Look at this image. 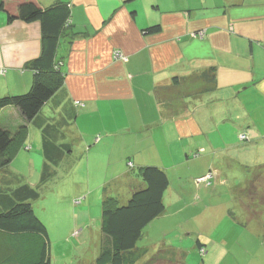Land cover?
<instances>
[{
  "label": "crops",
  "instance_id": "0c3cea01",
  "mask_svg": "<svg viewBox=\"0 0 264 264\" xmlns=\"http://www.w3.org/2000/svg\"><path fill=\"white\" fill-rule=\"evenodd\" d=\"M26 1L41 8L63 2L71 23L56 52L63 84L28 123L15 155L34 146L39 153L38 123H60V143L69 151L49 184L59 181L57 172L66 176L79 153V161L92 159L95 171L109 174L101 184L109 189L101 195L79 192L86 201L94 194L125 202L143 184L140 166L155 165L167 173L171 167L204 163L189 181H181L184 191L173 199L176 205L182 195L189 197L188 219L195 226L187 234L193 246L182 248L165 234L162 241L137 246L145 254L136 264L155 255L156 264H264V201L244 191L250 184L257 186L256 193L264 190V0H3L0 95L24 93L32 84L34 73L26 64L40 52V23L8 21ZM154 25L160 26L158 32H145ZM114 51L126 60H115ZM22 123L17 108L0 110V127ZM241 134L248 140L240 141ZM178 155L183 158L174 159ZM251 165V179L239 175ZM212 168L221 180L210 188L194 183ZM169 188L164 213L151 223L167 214ZM142 238L148 240L149 232Z\"/></svg>",
  "mask_w": 264,
  "mask_h": 264
},
{
  "label": "trees",
  "instance_id": "16d2710c",
  "mask_svg": "<svg viewBox=\"0 0 264 264\" xmlns=\"http://www.w3.org/2000/svg\"><path fill=\"white\" fill-rule=\"evenodd\" d=\"M0 9H3V0H0ZM14 19L27 23L38 21L41 36L38 56L26 64L34 73L28 91L0 95V110L15 107L24 119V123L14 128L0 127V175L10 177L7 185H0V264H51L48 230L36 214L32 202L39 198L37 188L54 176L55 167L69 151L67 144L60 143L63 139L61 124L38 123L43 158L38 184L24 181L11 170L10 163L28 135V123L38 116L47 100L63 84V74L55 60L58 42L70 26L67 25L70 12L63 2L41 8L32 1H26L18 6L15 15H8L9 22ZM159 30L160 26L154 25L145 32ZM197 155L199 152L193 157ZM137 175L143 184L132 190L125 202L119 203L114 196L102 199L100 229L104 238L99 254L91 264H136L145 254L144 249L137 247V242L144 228L164 213L163 198L170 183L166 171L155 165L140 166ZM219 180L221 175L216 178V181ZM246 190L250 196L256 194L261 197L254 200L264 201L263 189L258 194L257 186L250 184ZM201 250L205 252L201 254ZM199 253L205 255V247H199ZM158 258L155 255L145 264H156Z\"/></svg>",
  "mask_w": 264,
  "mask_h": 264
},
{
  "label": "rangeland",
  "instance_id": "374dc122",
  "mask_svg": "<svg viewBox=\"0 0 264 264\" xmlns=\"http://www.w3.org/2000/svg\"><path fill=\"white\" fill-rule=\"evenodd\" d=\"M74 104L76 106L82 105L79 101H75ZM239 140L247 141L248 137L247 139L242 138L241 134L239 135ZM36 142L39 145L38 138ZM32 148L33 149L29 151L24 150L22 153L25 154H22V156L21 154L15 155L11 161V165L17 169L16 172L20 176L36 182L39 174L38 170L40 171L42 167L43 158L40 151L37 153L35 146ZM26 149H28V147H26ZM81 154L82 153H79L76 159L73 160L74 167L68 173L66 172V176L64 175L61 177L64 172L63 170L57 172L59 174V181L49 184L55 179V172L50 180L39 186L37 188L39 198L32 202L36 214L48 230L51 264H91L98 256L101 241L104 238L100 229L102 199L91 194L89 200L87 199L86 201V198L79 196V192L82 191V193H87L91 191L101 195L103 193L102 191L109 189L101 184L110 177L104 169L95 171L94 160L90 159L89 164H85L81 160L79 161L78 158H80ZM176 158L177 160L183 158V155L174 157V159ZM197 163H199V161H197ZM106 165L105 162V167ZM163 166L165 167L166 165ZM203 166L190 162L168 169L167 175L170 188L167 192L166 200L169 210L161 220L154 221L144 228V231L149 232V239L145 240L141 237L137 242V246L162 241L164 240L165 234H167V240L177 239L178 241H174L173 244L179 245L182 248L193 246L195 241L191 235L187 234V232H190L189 229L195 226L188 219L190 212H193L189 207V197L185 194L182 195L181 203L176 205L173 204V199L179 192L184 191V189H180V186H182L181 181H189L192 178L190 174L198 172ZM254 170V167L251 165L250 170L246 168V171H241L239 175H245L247 179H251ZM134 172L136 173V171ZM211 173L214 175L215 181L216 178H218L217 170L212 168ZM22 174L25 175L23 176ZM8 178L10 177H3V175H0V181H10ZM256 179H259V177H253L252 180ZM57 183L59 187L56 185ZM195 184L206 186L205 183L195 182ZM188 188L187 185L186 189L188 190ZM223 188H225V186H221L218 189H222L220 193L226 196V188ZM244 191H246V189ZM118 193L121 196L122 191L118 190ZM116 199L122 204L119 198ZM185 205H187V208L182 212H175L177 208L184 207ZM201 207L203 206H200L196 210L199 211ZM175 230L178 232L177 237L168 236ZM188 249L189 248H187V250Z\"/></svg>",
  "mask_w": 264,
  "mask_h": 264
},
{
  "label": "built area",
  "instance_id": "2783aa9c",
  "mask_svg": "<svg viewBox=\"0 0 264 264\" xmlns=\"http://www.w3.org/2000/svg\"><path fill=\"white\" fill-rule=\"evenodd\" d=\"M70 24V21H67V25ZM204 34L203 31H199L198 36L202 37ZM113 57L115 60L117 61H125L126 57L120 52V51H114L113 53ZM247 135L242 134V138L247 139L246 137ZM207 174V175H206ZM204 176L199 177L196 179L197 183H205L206 186H210L212 184V182L214 181V175L211 173V171H209L208 173H206ZM78 201V200H77ZM79 202V201H78ZM205 251L201 250V254H203Z\"/></svg>",
  "mask_w": 264,
  "mask_h": 264
}]
</instances>
